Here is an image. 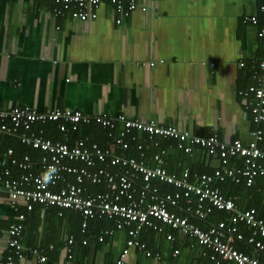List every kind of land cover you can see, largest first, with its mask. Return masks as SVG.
Listing matches in <instances>:
<instances>
[{
    "label": "crops",
    "instance_id": "crops-1",
    "mask_svg": "<svg viewBox=\"0 0 264 264\" xmlns=\"http://www.w3.org/2000/svg\"><path fill=\"white\" fill-rule=\"evenodd\" d=\"M139 3L144 11L136 9L129 16H121L104 2L96 19L82 22L55 15L49 0H0V110L28 107L39 113L80 111L90 122L78 127L98 126L97 117L122 114L130 120L174 126L197 137L217 135L227 143L235 139L250 141L257 125L252 123L239 93L255 83L264 47L257 38V26L245 23L244 17L256 14L260 0ZM67 128L71 129L69 125ZM120 128L118 125L117 132ZM38 130L44 134L41 128ZM81 139L87 143L77 138L70 145ZM125 142L128 152L133 147L136 150L137 142L149 144L138 132L134 141L129 136ZM113 143L114 138L104 149L113 145L114 154L125 156L126 151ZM92 145L99 146L88 144ZM146 145L143 160L156 166L153 155L163 150L161 167L166 169L164 157L168 151ZM150 148L157 151L151 153ZM204 159L212 169L219 166L218 160ZM0 165L3 168L4 162ZM154 184L158 187L160 183ZM183 200L184 205L182 199L178 202L179 208L187 207ZM23 209L19 203L17 211ZM17 211L7 196L0 194V261L8 254L7 232L16 222ZM51 214L35 212L26 216L23 224V247L38 249L46 261L27 254L13 264H112L126 248L123 231H115L101 243L97 240L103 233H99L97 240L92 236L86 246L82 245L85 239L77 234L68 258L64 247L77 233L78 215ZM160 228L161 232L144 229L138 235L151 255L131 248L125 264L224 262L206 259L195 239L166 225ZM90 231L94 233L91 227ZM168 235L174 240H167Z\"/></svg>",
    "mask_w": 264,
    "mask_h": 264
},
{
    "label": "built area",
    "instance_id": "built-area-1",
    "mask_svg": "<svg viewBox=\"0 0 264 264\" xmlns=\"http://www.w3.org/2000/svg\"><path fill=\"white\" fill-rule=\"evenodd\" d=\"M49 1L53 4L55 15H68L82 22L96 19L104 2H109L113 11L121 16H129L136 9L145 10L143 4L139 3L145 0ZM120 22L118 18L116 23ZM244 22L257 26V38L264 47V0H260L256 14L246 15ZM240 66L244 64L240 63ZM257 66L259 75L255 83L239 93L245 104L250 100L249 111L255 125L264 124V56ZM89 122V118L82 112L68 109L46 113L28 107L0 110V136H16L21 144L43 153L37 162L32 161L28 155H14L12 149L0 155V162L5 165L0 173V194L7 196L12 208L17 211L19 203H22L27 211L40 205L43 210L58 209V216H62L64 210L80 213L83 218L81 233L86 232L88 220H111L113 226L105 229L98 241L103 242L105 238L113 236L115 231H123L126 237V248L112 264H125L131 248L149 257L151 252L146 250V244L138 239V235L144 229L161 232L160 225L195 239L204 249L202 255L216 263L264 264L255 254L247 255L234 248L236 242H245L256 254L264 256V219L258 218L253 208L239 210L231 198L224 197L217 188L212 187L214 181L225 179L234 183L244 180L249 187L254 179L264 178V150L258 147L262 141L260 129L251 132V140L247 143L239 139L227 143L217 135L197 137L174 126L130 120L122 114L104 115L95 119L102 129L108 131L120 125L114 143L122 151L129 148L125 138L130 136L134 141V132H138L143 133L154 147L159 146V140H169L175 142L177 149L184 154H191L195 148H200L219 161V166L210 174H191L189 169H185L180 176L161 167L162 156L165 154L163 150L153 155L156 166L151 167L145 162L143 143H136L138 158L125 157L114 154L113 145L104 149L97 145L88 146L81 139L71 146L44 138L41 131L33 130L34 125L56 123L61 132L67 131V125L76 131L79 124ZM236 158L242 160V166L239 167L235 162ZM9 165L16 167L17 177L12 175ZM52 169L55 170L53 178L50 181L44 180V175ZM156 181L173 187L175 191L161 194L154 184ZM85 184L102 185L105 191L90 195ZM181 199L187 201V207L179 208L178 202ZM178 209L185 215H179L176 212ZM213 211L226 213L228 219L211 224L206 230L189 221V216L205 220ZM24 221V214L17 213L16 222L7 232L8 255L0 264H13L14 259L23 260L27 254L38 257L40 262L46 261L38 249L28 250L23 247L21 236ZM241 225L250 230L249 236L244 237L240 232ZM166 239L174 240L171 235ZM73 243L74 238L69 237L65 244L68 258H71ZM86 244L87 241L83 240L82 245ZM177 253L175 251L174 254Z\"/></svg>",
    "mask_w": 264,
    "mask_h": 264
},
{
    "label": "trees",
    "instance_id": "trees-1",
    "mask_svg": "<svg viewBox=\"0 0 264 264\" xmlns=\"http://www.w3.org/2000/svg\"><path fill=\"white\" fill-rule=\"evenodd\" d=\"M250 104L251 102L249 100L247 104L248 108L250 107ZM98 126H95V125L79 126L76 131H72L71 129L67 128L66 132H61L56 127L55 123H47L45 125H42L41 127H37L36 125H34L33 130L38 131V129L41 128L44 131L43 137L48 138L54 142L72 144L73 143L72 140L77 139V138H84L87 140V144L96 143L101 148L108 147L109 144L113 141V138L115 139L118 136V132L120 129L118 130V132H117V128L112 131H108ZM259 129L262 131V141L258 143V147L264 150V124L255 126L254 130H259ZM110 133H111V136H109ZM135 133H134V136H135ZM137 139L141 142V140L138 137ZM143 144L144 145L147 144L146 146L149 145L146 142H144ZM133 146H135V144L133 145L132 143V147ZM149 146H152V145H149ZM159 147L161 149H165L168 151L167 155H165L164 157V160H166L164 167L170 173L174 174L175 176L177 175L179 176L181 174V171L184 168H188L191 174H203V173L210 174L214 170V168L212 169L209 165L208 166L205 165L204 158H207V159L211 158L214 160H217V159L213 156H209L208 154H206L204 150L200 148H195L191 154H184L183 152L177 149L175 142L169 141V140H159ZM9 148L13 150L14 155L16 156L28 155L31 158V160L34 162L39 161L41 157L43 156V153L41 151L21 144L19 139L16 136H0V155L4 154V152H6V150H8ZM150 150L152 153V152L157 151V148H150ZM123 154L127 157H135V158L139 157V152L135 150L134 147L132 151L130 152L126 151V152H123ZM174 158L178 160L175 161ZM235 162L239 165V167L242 166V160L240 158H236ZM178 163L180 164L179 166L176 165ZM4 166L2 168L0 165V173L3 172L5 168ZM9 168L12 171V175L14 177H17L18 171L16 167L9 165ZM67 179L71 182L73 181L71 177H67ZM160 184H158V187H159V191L161 194L173 193L175 191V189L171 186L162 184L160 187L159 186ZM85 185L88 190V194L90 195L105 191V188L102 185H92V184H85ZM212 187L217 188L224 197L231 198L235 202L236 206L238 208L240 207V210H246V209L253 208L256 211L257 217L260 219H264V178L263 177L254 179L252 185H250L249 187L245 185L244 180H241L240 183H234L230 179H225L224 181L216 180L213 182ZM184 202L185 201L182 199L180 203L184 205ZM21 211L22 212L18 210L17 213L24 214L25 220H26V216L28 217L33 216V213L35 212H38V213L41 212L42 214L49 213L50 215H52L51 213L56 214L59 210L56 208H49V209L43 210L42 206L35 205L31 211H27L25 207ZM66 212H73V211L64 210L62 211V216ZM73 213H76V212H73ZM76 214L78 215L77 219H78L79 225H78L77 233H73V238L76 239L75 238L76 235L80 234L81 239H85L87 241V244H88V241H90L94 237L97 240L99 233H103L105 229L113 226L112 221L108 220L107 218L92 219V220L87 221L86 232L81 233V225H82L83 218L80 213H76ZM178 214L181 216L185 215L182 212ZM62 216H59V217H62ZM227 219H228V215L226 213L217 212V211H213L210 215H208L207 219L205 220H198L197 218H193L189 216L190 222H192L193 224H195L196 226L204 230H206L208 228L207 226L211 224H215L220 221H226ZM95 225H99L98 226L99 229H95ZM90 227L92 228V230H94V233L93 231L92 232L90 231ZM239 229H240V232L244 235V237L249 236L250 230L247 227L241 225ZM24 230L25 229L23 225L22 235L24 233ZM139 240H142V239H140L139 237ZM21 243H22V236H21ZM234 248L237 249L239 252H242L247 255L253 256L255 254L254 256L259 258L260 261L264 263V256L260 254H256L250 246L245 244V242H240V243L236 242L234 244ZM146 250H148L147 245H146ZM205 252L207 253V250H205ZM205 258L208 259V256L207 257L205 256ZM15 260L16 259H14V261ZM219 264H225V262H220Z\"/></svg>",
    "mask_w": 264,
    "mask_h": 264
},
{
    "label": "clouds",
    "instance_id": "clouds-1",
    "mask_svg": "<svg viewBox=\"0 0 264 264\" xmlns=\"http://www.w3.org/2000/svg\"><path fill=\"white\" fill-rule=\"evenodd\" d=\"M54 171H55L54 169L50 170L48 173H46V174L44 175L43 179L46 180V181H50V180L53 178L52 173H53Z\"/></svg>",
    "mask_w": 264,
    "mask_h": 264
},
{
    "label": "bare ground",
    "instance_id": "bare-ground-1",
    "mask_svg": "<svg viewBox=\"0 0 264 264\" xmlns=\"http://www.w3.org/2000/svg\"><path fill=\"white\" fill-rule=\"evenodd\" d=\"M237 207V206H236Z\"/></svg>",
    "mask_w": 264,
    "mask_h": 264
}]
</instances>
